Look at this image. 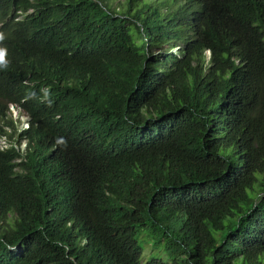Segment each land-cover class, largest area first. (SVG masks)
I'll return each mask as SVG.
<instances>
[{"label":"trees","instance_id":"16d2710c","mask_svg":"<svg viewBox=\"0 0 264 264\" xmlns=\"http://www.w3.org/2000/svg\"><path fill=\"white\" fill-rule=\"evenodd\" d=\"M0 21V264H264V0H0Z\"/></svg>","mask_w":264,"mask_h":264},{"label":"rangeland","instance_id":"374dc122","mask_svg":"<svg viewBox=\"0 0 264 264\" xmlns=\"http://www.w3.org/2000/svg\"><path fill=\"white\" fill-rule=\"evenodd\" d=\"M188 34H189L188 32H185L183 35H181L182 38L178 42L179 43V47L185 46L186 42L188 41V38L186 37V35H188ZM11 115L13 117V120L16 123H18L19 116L17 115V112H16V114L12 113ZM6 132L8 133L7 136H4V137L1 138L2 146L9 145L12 142V140H14V136H15L14 129L13 128L12 129L11 128H7ZM143 232L144 231H142L140 233V235L138 236V240H139L140 244L142 246L144 244V246H143L144 247V251H143V256H142L141 262L145 263V262H147L148 260H150L152 258H157L156 256H159L160 258H165V255L162 252H158L157 250H155L153 248L151 243L149 241H147V237L145 238V241L143 243V237L141 236Z\"/></svg>","mask_w":264,"mask_h":264},{"label":"clouds","instance_id":"9594fccd","mask_svg":"<svg viewBox=\"0 0 264 264\" xmlns=\"http://www.w3.org/2000/svg\"><path fill=\"white\" fill-rule=\"evenodd\" d=\"M3 27H4V24L0 21V42H3L6 39V37L4 35V31H3L4 28ZM6 57H7L6 48L0 47V69H7L8 65H9V61L7 60ZM10 106H11L9 108L10 109V111H9L10 116L12 117L11 114L12 113L16 114V112H17V115L19 116V121L15 125L17 126L18 124H22V125H24L25 129L29 130L31 127V122H32V120L29 119V116L25 112H21L20 108L14 106V104H10ZM12 119H13V117H12ZM59 142L64 143L63 140H61ZM0 146L1 147H7V145L2 146L1 139H0Z\"/></svg>","mask_w":264,"mask_h":264}]
</instances>
